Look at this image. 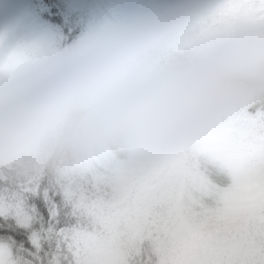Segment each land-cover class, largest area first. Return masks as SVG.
Listing matches in <instances>:
<instances>
[{
  "label": "clouds",
  "instance_id": "9594fccd",
  "mask_svg": "<svg viewBox=\"0 0 264 264\" xmlns=\"http://www.w3.org/2000/svg\"><path fill=\"white\" fill-rule=\"evenodd\" d=\"M206 14L135 20L0 66V164L163 162L264 98V26L200 33Z\"/></svg>",
  "mask_w": 264,
  "mask_h": 264
},
{
  "label": "snow or ice",
  "instance_id": "6c2138e0",
  "mask_svg": "<svg viewBox=\"0 0 264 264\" xmlns=\"http://www.w3.org/2000/svg\"><path fill=\"white\" fill-rule=\"evenodd\" d=\"M206 7L200 33L264 26V0ZM197 151L0 164V264H264V157L220 187L197 172Z\"/></svg>",
  "mask_w": 264,
  "mask_h": 264
},
{
  "label": "trees",
  "instance_id": "16d2710c",
  "mask_svg": "<svg viewBox=\"0 0 264 264\" xmlns=\"http://www.w3.org/2000/svg\"><path fill=\"white\" fill-rule=\"evenodd\" d=\"M124 1V0H122ZM121 1V2H122ZM134 6L135 20L162 17L179 10L195 8L192 0H128ZM118 0H32V9L39 19L54 28L60 39L56 48H63L97 32L103 20L109 27L121 25L119 18L113 19L107 10ZM200 4L206 6L205 0ZM92 11V12H91ZM108 27V28H109ZM264 98L256 100L246 108L227 118L215 127L218 138L228 149L226 158L239 169L252 166L264 157ZM231 156V160L228 158ZM235 157V159H233ZM197 172L210 184L227 186L231 175H218L205 159L196 156Z\"/></svg>",
  "mask_w": 264,
  "mask_h": 264
},
{
  "label": "rangeland",
  "instance_id": "374dc122",
  "mask_svg": "<svg viewBox=\"0 0 264 264\" xmlns=\"http://www.w3.org/2000/svg\"><path fill=\"white\" fill-rule=\"evenodd\" d=\"M205 1L208 3V0ZM192 2L194 7H203L201 0ZM107 12L113 19L119 18L121 25L135 21L134 6L128 0L112 5ZM108 27L103 20L97 31ZM59 39L58 32L36 15L32 9V0H0V66L14 67L25 58L39 57L54 51ZM218 136L217 131L209 132L196 143V156L205 159L208 166L224 177L238 170L239 166L232 163L234 161L231 156L228 158L232 162L226 158L229 151L223 147L224 143Z\"/></svg>",
  "mask_w": 264,
  "mask_h": 264
}]
</instances>
